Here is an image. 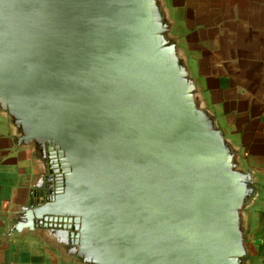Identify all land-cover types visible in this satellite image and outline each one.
<instances>
[{"label": "water", "instance_id": "1", "mask_svg": "<svg viewBox=\"0 0 264 264\" xmlns=\"http://www.w3.org/2000/svg\"><path fill=\"white\" fill-rule=\"evenodd\" d=\"M176 24L169 0H0V115L34 167L10 232L74 264H253L264 179Z\"/></svg>", "mask_w": 264, "mask_h": 264}, {"label": "crops", "instance_id": "2", "mask_svg": "<svg viewBox=\"0 0 264 264\" xmlns=\"http://www.w3.org/2000/svg\"><path fill=\"white\" fill-rule=\"evenodd\" d=\"M176 32L212 106L264 179V0H169ZM34 170L0 115V264H74L40 235L10 232ZM253 264H264V190L247 232Z\"/></svg>", "mask_w": 264, "mask_h": 264}, {"label": "flooded vegetation", "instance_id": "3", "mask_svg": "<svg viewBox=\"0 0 264 264\" xmlns=\"http://www.w3.org/2000/svg\"><path fill=\"white\" fill-rule=\"evenodd\" d=\"M55 177H56L55 173H48V176L46 178V184H47V186L53 185L54 180H55Z\"/></svg>", "mask_w": 264, "mask_h": 264}]
</instances>
